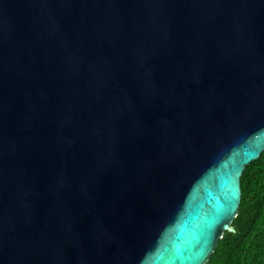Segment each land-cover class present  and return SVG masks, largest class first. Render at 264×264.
<instances>
[{"label": "water", "instance_id": "95a60500", "mask_svg": "<svg viewBox=\"0 0 264 264\" xmlns=\"http://www.w3.org/2000/svg\"><path fill=\"white\" fill-rule=\"evenodd\" d=\"M264 150V0H0V264H204Z\"/></svg>", "mask_w": 264, "mask_h": 264}, {"label": "trees", "instance_id": "16d2710c", "mask_svg": "<svg viewBox=\"0 0 264 264\" xmlns=\"http://www.w3.org/2000/svg\"><path fill=\"white\" fill-rule=\"evenodd\" d=\"M240 201L204 264H264V150L240 175Z\"/></svg>", "mask_w": 264, "mask_h": 264}]
</instances>
